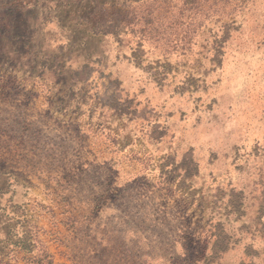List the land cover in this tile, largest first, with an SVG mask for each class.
<instances>
[{
    "label": "rangeland",
    "instance_id": "obj_1",
    "mask_svg": "<svg viewBox=\"0 0 264 264\" xmlns=\"http://www.w3.org/2000/svg\"><path fill=\"white\" fill-rule=\"evenodd\" d=\"M0 264H264V0H0Z\"/></svg>",
    "mask_w": 264,
    "mask_h": 264
},
{
    "label": "trees",
    "instance_id": "obj_2",
    "mask_svg": "<svg viewBox=\"0 0 264 264\" xmlns=\"http://www.w3.org/2000/svg\"><path fill=\"white\" fill-rule=\"evenodd\" d=\"M97 34L98 33H101V34H110V33H112L111 31H107V30H103V31H100V32H98V31H95Z\"/></svg>",
    "mask_w": 264,
    "mask_h": 264
}]
</instances>
